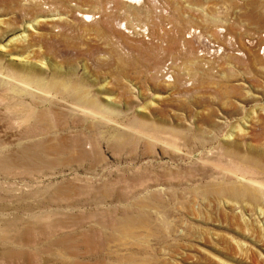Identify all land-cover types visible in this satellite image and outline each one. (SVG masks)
Listing matches in <instances>:
<instances>
[{"label": "rangeland", "instance_id": "rangeland-1", "mask_svg": "<svg viewBox=\"0 0 264 264\" xmlns=\"http://www.w3.org/2000/svg\"><path fill=\"white\" fill-rule=\"evenodd\" d=\"M242 176L264 0H0V264H264Z\"/></svg>", "mask_w": 264, "mask_h": 264}, {"label": "bare ground", "instance_id": "bare-ground-1", "mask_svg": "<svg viewBox=\"0 0 264 264\" xmlns=\"http://www.w3.org/2000/svg\"><path fill=\"white\" fill-rule=\"evenodd\" d=\"M126 1H128V2H138V0H126ZM81 16L83 17V18H85V19H91L92 18V16L91 15H89V14H81ZM68 142V141H67ZM68 145V144H67ZM73 145V144H72ZM75 145V144H74ZM49 148V147H48ZM60 148H62V147H60ZM28 149V148H27ZM66 150V149H65ZM72 150V149H71ZM79 150V149H78ZM28 151V150H27ZM52 151V150H51ZM75 151V150H74ZM82 152H83V150H81ZM50 152V151H49ZM71 152V151H70ZM30 158H35L34 156H31V154L30 153H26ZM50 154V153H49ZM62 154V153H61ZM82 154V153H81ZM242 162H243V160H242ZM251 162V161H250ZM254 167L255 166H257L256 164L257 163H255V162H252L251 163ZM244 170V172L245 171H248V170H246V169H243ZM259 170V169H258ZM261 171V170H260ZM259 172V171H258ZM253 173V172H252ZM251 173V174H252ZM261 173H262V171H261ZM254 174V173H253ZM248 175V174H247ZM242 178L243 179H245L248 183H250V184H252V186H254L258 191H259V193H262L263 191H264V181H263V183H259L258 181H255V180H252L251 178H246V177H244V176H242ZM257 179V178H256ZM260 181V180H259ZM258 197V196H257ZM257 197L256 196H254L253 197V199H257ZM263 199V198H262ZM260 201V200H259ZM250 202H252V201H250ZM1 238V237H0ZM66 240L65 239H59V242H60V244H63L64 242H65Z\"/></svg>", "mask_w": 264, "mask_h": 264}]
</instances>
